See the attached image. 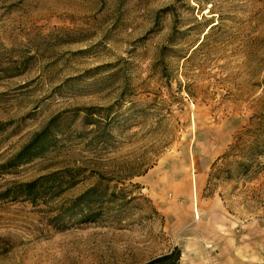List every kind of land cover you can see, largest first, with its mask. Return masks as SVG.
Masks as SVG:
<instances>
[{"label": "rangeland", "instance_id": "rangeland-1", "mask_svg": "<svg viewBox=\"0 0 264 264\" xmlns=\"http://www.w3.org/2000/svg\"><path fill=\"white\" fill-rule=\"evenodd\" d=\"M47 124L0 191L67 168L77 185L0 198V264L174 247L180 264H264V0H0V164ZM93 186L99 220L56 218Z\"/></svg>", "mask_w": 264, "mask_h": 264}, {"label": "trees", "instance_id": "trees-1", "mask_svg": "<svg viewBox=\"0 0 264 264\" xmlns=\"http://www.w3.org/2000/svg\"><path fill=\"white\" fill-rule=\"evenodd\" d=\"M88 117L90 116H86V121ZM49 126L50 124H47L42 131L34 134L15 155L0 164V175L40 157L47 147L46 134ZM79 171V169L72 171L67 168L42 175L30 182H12L0 191V198L9 199L11 202L50 205L58 201L66 190L77 185L76 179ZM104 194L98 186H93L77 196L72 204L57 206L58 216L56 218L77 217L83 224L93 223L103 215V208L106 207ZM181 255L180 249L174 247L167 253L155 256L142 264H180Z\"/></svg>", "mask_w": 264, "mask_h": 264}]
</instances>
